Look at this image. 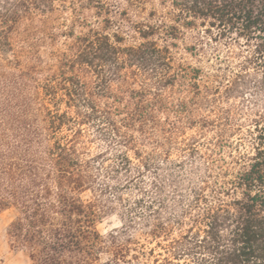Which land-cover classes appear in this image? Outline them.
Instances as JSON below:
<instances>
[{"label":"trees","instance_id":"1","mask_svg":"<svg viewBox=\"0 0 264 264\" xmlns=\"http://www.w3.org/2000/svg\"><path fill=\"white\" fill-rule=\"evenodd\" d=\"M171 2L255 42L253 71L181 61L177 25L108 0H0V210L28 264H264V0Z\"/></svg>","mask_w":264,"mask_h":264},{"label":"rangeland","instance_id":"2","mask_svg":"<svg viewBox=\"0 0 264 264\" xmlns=\"http://www.w3.org/2000/svg\"><path fill=\"white\" fill-rule=\"evenodd\" d=\"M108 1L114 19L122 21L126 27L130 23H160V21L169 25H177L181 30V35L177 40L178 47L174 48V51L181 61L199 65L207 72L226 75V77L241 71L244 67L250 72L253 71V66L247 63V59L255 55V42H246L244 39L239 38L235 32H231L225 25H211L210 19L188 17L187 14L173 7L171 0ZM84 13L88 15L89 21H95V16L90 10H85ZM62 19L65 20L66 24H69V12L63 13ZM189 20L192 21L191 24H183V21ZM76 30L78 31L79 28H76ZM129 33L127 42L132 43L136 38H133L134 34L132 32ZM61 41H63V37L56 41L55 47L59 48ZM194 46L199 50L197 58L191 56L185 50L186 47L191 49ZM24 48L33 53H39L42 58V65H46L49 61L48 53L52 49L49 39H43L41 35H33L27 38ZM26 59L29 60V58ZM246 116L248 119L253 117L252 114ZM238 119L243 121L244 118L239 117ZM249 153H252L251 149ZM15 214L14 208L0 210V264H28L25 253L11 247L6 236V227ZM118 225V217L111 215L98 224V229L102 233H106Z\"/></svg>","mask_w":264,"mask_h":264}]
</instances>
